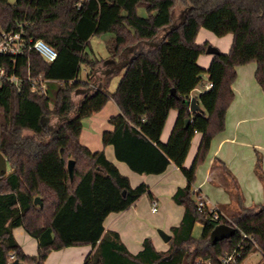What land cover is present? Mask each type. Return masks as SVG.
<instances>
[{
    "label": "trees",
    "instance_id": "16d2710c",
    "mask_svg": "<svg viewBox=\"0 0 264 264\" xmlns=\"http://www.w3.org/2000/svg\"><path fill=\"white\" fill-rule=\"evenodd\" d=\"M175 5L186 6L187 11L172 25ZM138 7H144L147 15H139ZM243 13L252 28L263 27L264 0H0V38L20 31L25 41L41 38L57 51L51 62L28 46L14 58L0 54L6 72L22 78L19 87L0 81V151L12 169L0 176V264L14 258L44 264L51 250L84 244L92 250L82 264H197V258L220 264V257L232 251L243 234L239 262L253 251L264 258V200L245 205L234 182V213L224 215L206 204L199 210L198 202L204 200L193 183L200 148L191 164L184 165L195 132L207 131L229 66V54L221 50L206 69L197 63L210 44L196 43L197 33L204 27L217 36L235 34ZM105 33L110 34L108 56L97 58L90 38ZM134 45V52L127 55L125 50ZM103 61L117 68L96 78ZM81 65L89 68L85 79L79 78ZM120 69L123 76L109 92L110 79ZM204 72L212 86L197 96L202 111L191 112L190 93ZM27 73L47 79L45 94L31 90ZM109 99L119 113L109 117L113 129L104 130L101 141L113 145L117 159L135 172L155 174L173 162L186 179L173 194L184 210L178 225L171 227L166 250H157L146 237L142 249L131 253L116 231L103 226L110 212L127 209L143 194L152 196L144 182L132 186L103 150H91L79 141L82 119ZM170 109L177 110V116L162 142ZM49 151L63 171V198L52 183L31 177ZM70 158L75 161L71 180L66 170ZM257 173L263 180L260 159ZM36 196L40 204L34 203ZM197 222L201 232L194 237ZM219 223L236 230L231 237L213 242L210 232ZM16 226L36 239L35 254L24 253L12 233Z\"/></svg>",
    "mask_w": 264,
    "mask_h": 264
},
{
    "label": "crops",
    "instance_id": "0c3cea01",
    "mask_svg": "<svg viewBox=\"0 0 264 264\" xmlns=\"http://www.w3.org/2000/svg\"><path fill=\"white\" fill-rule=\"evenodd\" d=\"M210 32L201 27L195 42L201 44L207 41L228 53L229 66L207 131L204 135L195 132L184 165L188 167L191 164L200 148L193 190L209 208L230 215L234 212L227 206L236 201L234 182L243 198L246 196V199H249L251 193V198L253 200L255 198L256 203H262L264 200L263 180L257 173L258 159L260 167L262 162L264 165V25L254 29L246 21L243 27L242 23L240 24L237 33L218 36L223 41H209L207 37H210ZM109 36L106 37V41H97L99 45L96 50L91 48L93 53L94 51L98 53L99 58L104 59L108 56L106 46ZM199 36L204 38L199 40ZM102 44L106 51L99 50ZM212 56L213 54L206 52L201 53L197 57V63L206 69ZM116 68L115 64H111L110 68H99L95 71L96 78L104 77L110 70ZM87 72L86 70L85 75ZM123 73L124 70L120 69L112 76L108 89L113 84L117 85ZM207 78L208 73L204 72L201 82L190 93L198 104L197 96L206 89ZM118 113L119 108L115 102L112 99L107 100L99 111L82 119L79 141L91 150H103L106 158L129 178L132 186L144 182L152 196L143 194L127 209L110 212L105 217L103 226L105 230L116 231L131 253H137L142 249V242L146 237L152 240L157 250H166L170 239L164 241L157 230L161 228L172 236L171 227L178 225L184 210L181 204L173 200V194L186 184V179L173 162H170L163 172L155 174L135 172L124 161L117 159L113 145H104L101 134L104 130L113 129L108 119ZM176 116L177 110L170 109L160 134L162 142L168 139ZM40 164L44 165L40 174L45 176L49 169L45 163L39 161L38 166ZM53 179L57 182L61 180L56 172ZM153 206L156 210H152ZM228 210L230 212H227ZM149 212L154 214L151 223L147 221ZM12 233L24 253L32 255L37 252L36 239L22 226L14 227ZM91 250L89 244L54 249L46 256L44 264H82L86 254Z\"/></svg>",
    "mask_w": 264,
    "mask_h": 264
},
{
    "label": "rangeland",
    "instance_id": "374dc122",
    "mask_svg": "<svg viewBox=\"0 0 264 264\" xmlns=\"http://www.w3.org/2000/svg\"><path fill=\"white\" fill-rule=\"evenodd\" d=\"M15 0H9V2H14ZM187 11V7L186 6H182V5H175L172 9V25H176L178 24L182 18L184 17V15L186 14ZM138 13L139 15L145 16L147 15V11L144 7H138ZM248 22V16L246 13H243L242 16V27L244 26L245 22ZM170 26V25H169ZM110 35L109 33H105L102 36L99 35H95L91 37V48H93L94 50H96V47L99 45L97 41H106V37ZM204 37L199 36V40H202ZM209 41H223L221 37L216 36L214 33L210 32V37H207ZM137 45L134 46H130L125 50V53L127 55H131L134 50L136 49ZM104 49L106 51V49L104 48V44H102V46L100 45V49ZM87 51H90V48H87ZM95 55L97 56V58H99L98 53H96V51H94ZM101 67H104L106 69L111 67V64L108 63V61H103L100 63ZM104 69V70H105ZM89 71V68L86 65H81V69L79 71V78L80 79H85V72ZM117 82V81H116ZM116 84H113L110 88H109V92L113 91L115 88ZM75 99L77 98L76 95H74ZM48 121V118L46 119L45 123ZM41 163H45V165H47V168L49 169V173H46L45 176H42L41 170L44 167V165H41L37 167L36 170L31 172V177L33 179H45L49 182H51L53 185H55L58 189L59 195L61 196V198H63L66 195V191L64 188V183L62 180V176H63V171L62 168L58 165L57 161L55 160V157L53 155V153L51 151L46 152L43 154L42 158H41ZM261 168L264 172V165L263 162L261 164ZM12 169L10 166H7V172H10ZM54 172H56L59 176H60V182L55 181L54 178ZM49 175V176H48ZM260 178V177H259ZM263 186H264V177H263ZM245 195V194H244ZM242 198H243V194H242ZM245 198V199H244ZM243 198V203L245 202V204H255L257 201L251 198V193H249V199H246V196H244ZM253 200V201H252ZM227 208L231 209V212H235L236 211V201H233L232 203H230ZM227 212H230V210H228ZM154 215V214H153ZM153 215L151 214V212L148 213L147 215V221L148 222H152V220L154 219ZM156 215V214H155ZM160 228V227H159ZM161 229V228H160ZM201 232V224L199 222L195 223L193 230H192V234L194 237H197L200 235ZM32 238V237H31ZM241 264H264V258L262 257L261 253L258 251H253L251 252L249 255H247V257L244 258V260L241 262Z\"/></svg>",
    "mask_w": 264,
    "mask_h": 264
},
{
    "label": "built area",
    "instance_id": "2783aa9c",
    "mask_svg": "<svg viewBox=\"0 0 264 264\" xmlns=\"http://www.w3.org/2000/svg\"><path fill=\"white\" fill-rule=\"evenodd\" d=\"M28 46L35 51H37L41 57L46 62L53 61L57 56V51L55 48H53L51 45H49L47 42H45L41 38L37 39H30L28 42L25 41V39L22 37V34L20 31L16 32H10L5 33L0 38V54L3 55H11L13 58L19 54L23 53L24 48ZM8 80L9 82L13 83L16 87L20 86L22 78L15 74V73H7L6 69L3 65H0V81L2 80ZM26 81L29 83L31 90L36 91L40 94L46 93V82L47 79H45L41 74H38L36 76H31L29 73L26 75ZM212 86V82H207L206 88H209ZM206 204L203 201L198 202V209H202V207ZM210 210H214L216 212L215 208H209ZM152 210H156V207L153 206ZM215 218L218 216L215 215ZM246 235L243 234L241 237V240L237 243L236 247L225 254H223L220 257V264H241L239 262V257L241 256V241ZM10 258L12 259L13 256L11 255ZM11 261V260H10ZM197 264H212L209 259H202L197 258L196 259Z\"/></svg>",
    "mask_w": 264,
    "mask_h": 264
},
{
    "label": "water",
    "instance_id": "95a60500",
    "mask_svg": "<svg viewBox=\"0 0 264 264\" xmlns=\"http://www.w3.org/2000/svg\"><path fill=\"white\" fill-rule=\"evenodd\" d=\"M205 52L208 54L214 55V54H217L219 52V49L212 44H208L206 46ZM172 92L173 93L175 92L174 89H172ZM189 109L191 112L202 111V107L197 103L196 98L194 96L190 97ZM46 119H42V123H45ZM188 123H189V118H186L185 124L188 125ZM74 163H75L74 159L70 158V159H68L67 164H66V170H67V174H68L70 180L73 178V174H74ZM7 166H8L7 159L4 156V154L0 151V176L7 173ZM124 192L125 191H123V193ZM34 203H37V204L41 203L38 196H36L34 198ZM235 230H236L235 227H233L229 224L219 223L211 230L210 239L213 242H216V241L222 240L224 238H229L235 233ZM157 231H158L159 236L164 241H168L171 238V235H169L168 233H166L162 229H158ZM168 257H170V254L164 258H168ZM8 264H28V263H25V262H23L17 258H14L13 260L9 261Z\"/></svg>",
    "mask_w": 264,
    "mask_h": 264
}]
</instances>
